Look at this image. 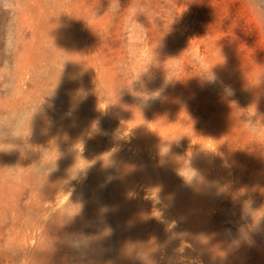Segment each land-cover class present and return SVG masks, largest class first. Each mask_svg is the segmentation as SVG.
I'll list each match as a JSON object with an SVG mask.
<instances>
[{
	"label": "rangeland",
	"instance_id": "rangeland-1",
	"mask_svg": "<svg viewBox=\"0 0 264 264\" xmlns=\"http://www.w3.org/2000/svg\"><path fill=\"white\" fill-rule=\"evenodd\" d=\"M164 256L264 264V0H0V264Z\"/></svg>",
	"mask_w": 264,
	"mask_h": 264
},
{
	"label": "bare ground",
	"instance_id": "bare-ground-1",
	"mask_svg": "<svg viewBox=\"0 0 264 264\" xmlns=\"http://www.w3.org/2000/svg\"><path fill=\"white\" fill-rule=\"evenodd\" d=\"M178 228H175L174 229V232H176V234H177V236H178ZM181 251H184V250H186V248H185V246H183V247H181V249H180ZM192 250L193 251H202V249H201V247L200 246H192ZM187 251V250H186ZM162 259V263H164V264H167L168 263V260H167V257L166 256H164L163 258H161Z\"/></svg>",
	"mask_w": 264,
	"mask_h": 264
}]
</instances>
